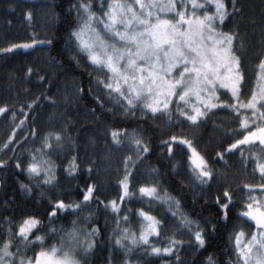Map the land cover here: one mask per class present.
Here are the masks:
<instances>
[{"label":"snow or ice","instance_id":"1","mask_svg":"<svg viewBox=\"0 0 264 264\" xmlns=\"http://www.w3.org/2000/svg\"><path fill=\"white\" fill-rule=\"evenodd\" d=\"M238 4L239 0H100L97 7L95 0H69L68 12L75 16L74 23L70 24L69 38L74 45L72 59L77 63L78 58L87 61L96 74V85L124 116L135 117L139 111L149 119L166 120L170 128L196 129L206 126L216 110L231 109L238 129L226 133L230 138L218 145L221 151L215 152L216 160L224 161L227 166L225 158L240 151L243 162L244 147L250 146V154L252 148L258 147L259 154L252 155L253 174L259 173L261 183L255 187L250 184L239 187V191H247L246 199L240 203L233 199L235 190L230 186L222 191L217 189L215 220L201 225L185 214L180 201L169 196L155 179L137 180L144 161L155 151L150 141L143 140L144 130L132 128L123 121H108L101 129L102 137L93 133L86 141L93 145L96 139L102 138L109 159L114 152L122 155L116 198L102 200L99 167L95 161L81 158L70 128L61 126L46 130L38 127L41 102L48 100L55 104L41 92L19 108L0 106V116L5 119L11 116L12 129L0 151L13 153L8 160L0 159V169L12 167L17 175L27 177L29 183H21L20 190L29 195L39 192L40 200L46 202L43 216L48 223L45 225L35 213L25 214L19 220L0 215V231L5 234L0 240V264H86L85 257L99 243L101 229L95 217L101 208L112 215L114 243L123 251L124 264H133L137 249L147 257L161 260L175 257L170 264H183L181 250L190 248L206 252L208 238L230 220V212L236 207L241 209L236 218L252 222L254 230L249 233L242 228L234 231V264H264V53L256 66L258 91H251L247 101L242 102L245 75L243 59L236 47L239 34L222 30L226 22L243 14ZM25 19L31 23L33 13L30 10L25 13ZM30 39V43H12L0 48V56L45 43L35 37ZM47 43L52 42L48 40ZM33 74V68H27L26 75ZM45 80V76H39L40 82ZM221 89L230 93L235 103H220L217 92ZM79 92L85 93V89L80 88ZM102 99L98 98L96 104L103 112ZM96 110L91 109L93 115ZM241 110L250 115L241 118ZM107 113L115 116L112 109H107ZM167 135L168 139L160 141L167 155L173 157L177 150L186 148L190 180L201 190H211L222 174L209 167L183 131ZM29 137L38 138L39 146L23 160L14 145L23 147ZM53 156L60 160L67 177L80 180L83 176L73 191L56 193L60 185ZM156 171L151 169L149 176ZM257 190L262 194L260 199L252 195ZM73 195L76 199H71ZM133 200L147 203L148 210L128 207ZM8 203L11 201L6 202L5 210H9ZM154 203L167 205L173 224L170 234L163 233L165 221L150 214ZM68 217H73L70 227H55L57 220ZM131 217L138 218V234L128 227ZM162 235H165L163 241ZM50 237L55 238V242L49 243ZM28 251L33 254L28 256ZM202 264L217 262L208 255Z\"/></svg>","mask_w":264,"mask_h":264},{"label":"trees","instance_id":"2","mask_svg":"<svg viewBox=\"0 0 264 264\" xmlns=\"http://www.w3.org/2000/svg\"><path fill=\"white\" fill-rule=\"evenodd\" d=\"M95 3L98 7L100 0H95ZM238 6L243 9V14L226 22L222 30L239 34L236 47L243 59L245 75L242 99L247 101L251 91L256 90L259 84L256 79L258 71L256 66L261 54L264 53V0H239ZM68 7L69 0H0V48L8 47L12 43H30L31 37L45 41L44 44L36 45L34 48L20 49L7 56H0V106L7 105L11 108L16 105L19 108L21 104L30 103L32 97L40 96L41 92L49 96L50 100H54V105L48 100L41 102L38 127L46 130L61 126L70 128L76 150L81 158L95 161L99 167V195L102 200L116 198L117 180L122 174L118 171L122 167V155L114 152L109 159L108 149L102 138L96 139L93 145H88L86 141L93 133L97 137H102L101 129L108 121H123L132 128L144 130L143 140L150 141L155 151L144 161L137 180L155 179L169 196L180 201L181 210L201 225L207 220H215L217 208L214 197L217 189L222 191L225 186H230L231 190H235L233 199L237 203L246 199L247 191H239V187L244 184L255 187L261 183L259 173L253 174L255 167L253 160L244 155L242 162L240 151H236L235 154L225 158L227 161L225 166L224 161H217L215 157V152L221 151L218 147L220 142L230 138L226 133L231 134L233 129H238V121L231 109L216 110L206 126L196 129L187 126L183 129L170 128L166 120L149 119L139 111L135 117L124 116L123 113L116 111L112 102L107 100L106 93L96 85V74L88 66L87 61L78 58L79 63H77L72 59L75 52L69 31L75 16L68 12ZM29 10L33 13L31 23L25 19V13ZM48 40L52 42L50 45L47 43ZM29 67L33 68L34 72L31 77L26 75ZM37 72L39 75L35 74ZM39 76H45L46 80L40 82ZM80 88H84L85 93L79 92ZM89 88L91 91H88ZM223 96L224 99L232 101L227 94ZM101 97L104 98L101 100V103H104L103 112L96 104V100ZM93 108L97 109L95 115L91 111ZM107 109H112L115 116L107 113ZM241 116L244 114L241 113ZM10 125L11 116L7 119L0 116V146L11 134ZM129 130L131 131V128ZM181 131L192 141L193 147L205 157L209 167L213 168L214 172L222 174L211 190L206 188L201 190L190 180L186 148L183 151L177 150L173 157H169L160 146L161 139H168L167 133L178 134ZM38 146V138L34 140L32 137H29L23 147L19 144L14 145L16 153L23 160L28 159L29 152ZM12 155L11 151H0V158L3 160H8ZM52 159L57 165L56 174L60 185L56 193L62 195L66 191H73L77 184L82 182L83 176L80 180L67 177L62 171L60 160L55 156ZM151 169L157 170L153 176H149ZM21 183H29L25 175H17L12 167L0 169V215L19 220L25 214L35 213L47 225L48 221L43 216L46 202L40 200L38 191H34L31 195L22 192ZM71 199H76L75 195ZM9 201H11L7 204L9 210H5L6 202ZM128 207L133 210L144 207L148 210L149 206L147 203L133 200ZM93 208L95 209V205ZM240 211L239 207L231 210L230 220L222 224L219 231L208 238L206 252L194 251L190 248L181 250L183 264H202L208 255H212L217 264H234L235 254L232 247L234 231L242 228L249 233L254 230L252 222L236 218ZM150 214L165 221L164 234L171 233L173 224L167 205L154 203ZM71 219L73 217L57 220L55 227H70ZM95 219L101 234L96 248L85 257L86 264H108L109 260L111 264H124L126 258L123 251L115 247V237L112 232L115 224L111 213H106L101 208L96 213ZM130 219V225L134 227L137 218ZM6 227L7 225H4V228ZM44 231L47 229L45 228ZM40 234H43V231ZM4 238L5 234L0 231V240ZM164 238L165 235H162L161 241ZM53 242L55 238L50 237L49 243ZM157 246H161V243L157 242ZM32 254V251L27 252L28 256ZM134 255L133 264H145L146 261L149 264H170L175 261V257L161 260L144 256L140 249H137Z\"/></svg>","mask_w":264,"mask_h":264},{"label":"rangeland","instance_id":"3","mask_svg":"<svg viewBox=\"0 0 264 264\" xmlns=\"http://www.w3.org/2000/svg\"><path fill=\"white\" fill-rule=\"evenodd\" d=\"M258 88H259V84L257 85V89H256L257 91H258ZM223 94H227L229 97H231V94L228 93V92H226V90H223V89L219 90L217 92V95H219V97H220V103H223V104H232V103H235V101H233V100L232 101H229V100L224 99L223 98L224 97ZM240 99H241L242 102H246V101H244L242 99V95H241V98ZM241 113L244 114V116L245 115H250V113H246V112H244V110H241ZM244 116H241V117L243 118ZM249 147L250 146H245L244 149H243V151H244V155H246L247 157H250L252 159V155H258L259 154V148L258 147L252 148V151H251V154H250L249 151H248V148ZM252 195L256 196L257 199H260L261 196H262V194L259 192V190L253 192ZM133 225H135V226L133 227V226H131L129 224L128 227H130L133 231H136L137 234H138V232H139V222H138V218H137L136 222ZM153 242L154 243H157V241H155V240Z\"/></svg>","mask_w":264,"mask_h":264}]
</instances>
